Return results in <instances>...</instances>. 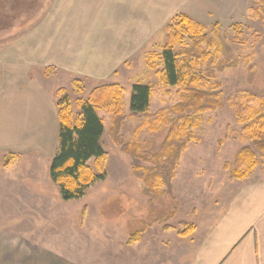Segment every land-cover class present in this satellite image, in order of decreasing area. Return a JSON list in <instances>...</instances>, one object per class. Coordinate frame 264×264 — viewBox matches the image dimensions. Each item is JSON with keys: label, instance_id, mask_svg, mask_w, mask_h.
Wrapping results in <instances>:
<instances>
[{"label": "rangeland", "instance_id": "1", "mask_svg": "<svg viewBox=\"0 0 264 264\" xmlns=\"http://www.w3.org/2000/svg\"><path fill=\"white\" fill-rule=\"evenodd\" d=\"M21 1L0 0L2 18L17 8L14 23L17 22L19 25L16 29L27 21L22 18L26 15L23 9L27 10V6H30L29 20L32 21L46 2L30 0L28 4L26 2L28 0ZM63 1L57 0L55 10L59 12L63 10L61 8ZM75 1L76 4L71 7L69 5L74 0L63 2L67 6L64 14H58L60 19L58 27L70 24L71 13L82 12L91 15L95 11L92 9L94 2ZM263 7L264 4L257 0H169L167 10L158 13L163 18L167 16L168 18L158 22L160 27L157 36L152 39L147 50L124 51L131 45L124 46V41L127 43L126 38L114 45L121 30L111 31L109 62L113 67L111 73L117 72L118 75L111 76L105 81L88 80L79 75L72 77L62 71L54 75L46 67L41 69L34 66L35 70L38 69V76L43 75L45 80L50 81L49 84L57 87V93L64 90L70 96L75 113L78 112L77 103L90 99L94 89L116 84L123 87L124 97L121 104L127 120L121 130L120 140L122 138L125 143H136L143 151L154 155L165 140L168 129L158 133L145 130L136 134L144 118L132 120L130 104L133 86L136 84L149 85L153 88L154 96L151 98L149 110L152 115L165 112L162 110L170 109L179 102L177 89L162 85L156 72L148 66V59L152 53L162 52L166 43V26L170 21L178 15H185L203 26L207 35H212L213 32L226 35V41L231 46L234 57L240 61L238 68L217 73L216 81L221 86L219 92L224 107L196 118L198 128L193 132L195 141L189 144L181 157L177 176L173 180V199L168 196L157 198L144 194L143 183L133 176L130 157L123 154L111 137L109 120L112 116L108 112L100 111L98 114L104 119L106 127L102 139V147L108 155L106 180L92 185L81 200L64 202L60 189L50 177L52 162L50 156L16 155L13 159L15 162L11 161L10 165L8 156L4 163H1L0 178L9 180L11 184L17 186L19 194L10 191L13 195L8 193L0 195V240H15L25 246L28 243H37L40 248L61 255L57 264L192 262L194 254L197 253L196 244L204 232H217L219 237L230 225L217 229V225L213 223L225 210L224 197L231 196L234 188L229 184L234 181L229 178L230 173L224 166L227 163L232 164L238 152L246 145L242 141L244 136L241 131L244 124L237 119L235 104L244 102L248 96H254L258 100L264 99V20L261 19V15L259 18L254 16L255 13H260ZM3 24L7 27L10 25L0 20V26ZM37 26V29L39 27L41 29L40 34L37 35L34 30L32 32L34 35H30L22 44L23 38L5 35L10 27L4 31V35L0 33V59L8 57L9 60L13 54L14 61L41 63L45 58L52 56L53 52L49 50L48 45L58 38L46 35L49 32L47 29L49 25L46 22H43L42 26L40 24ZM150 47L153 50L150 51ZM22 49L30 55L29 58L26 55L22 58ZM28 49L31 52L27 53ZM178 50L179 47L176 51ZM74 81H81L84 89L82 94H75V87L79 90V86H75ZM58 148L59 141L56 150ZM262 161L264 156L259 154L258 165ZM31 171L39 173L40 180L38 183L33 182L37 186L40 184L37 194H35L37 191H31L29 187L20 186L28 183L25 177ZM176 203L179 205L178 209L175 207ZM162 219L166 220L158 224L157 222ZM184 223L193 225L195 230L189 232L187 237L181 238L179 232L186 230L182 226ZM167 225L173 229L164 231ZM197 227L199 234L195 235ZM142 231L144 233L140 242L129 245L131 235ZM193 239L197 241L191 242ZM58 256H54L55 259Z\"/></svg>", "mask_w": 264, "mask_h": 264}, {"label": "crops", "instance_id": "2", "mask_svg": "<svg viewBox=\"0 0 264 264\" xmlns=\"http://www.w3.org/2000/svg\"><path fill=\"white\" fill-rule=\"evenodd\" d=\"M63 2V10L59 12L55 10L57 0H46L32 21L29 20L30 7L25 11L23 9L26 15L22 18L27 21L18 29L17 22L9 25L10 28L0 26L1 35L9 28L5 35L23 38L21 44L30 35H34V30L39 35L41 29H37V25L42 26L43 22L49 25L46 35L58 38L48 45L53 53L44 62L14 61L13 54L9 60L8 57L0 59V166L10 155H43L50 156L52 160L57 152V87L49 84L50 81L45 80L43 75L38 76V69L35 70L34 66L48 68L54 75L62 71L72 77L79 75L98 82L110 79L111 76L117 77V72L111 73L113 67L109 62L111 31L118 29L123 34L122 38L121 34L118 35L114 45L125 38L127 43L124 41V46L131 45L124 51H145L157 36L160 27L158 22L168 18H163L158 13L167 10L169 0H90L89 2H94L92 9L95 10L91 15L71 13L70 24L58 27V14H64L67 6ZM75 4L74 0L69 7ZM3 19L5 18L0 17V20ZM21 51L22 58L25 55L29 58V54L23 49ZM29 51L30 49L27 53ZM258 166L245 181L229 183L234 187L231 196L228 199L224 197L225 210L213 224L217 225V229L230 225L219 237L217 232H204L196 244L197 253L192 259L194 262L190 261L188 264H264V161ZM2 180L0 178V195H13L10 191L19 194L17 186L9 180ZM25 180L28 183H19L20 186L29 187L31 191L39 189L40 184L37 186L33 183L40 180L38 171L29 172ZM37 193L39 192H35ZM198 234L197 227L195 235ZM194 241L195 239L191 242ZM26 245L15 240H0V264H57L61 258V255L40 248L37 243ZM54 256L58 258L55 259Z\"/></svg>", "mask_w": 264, "mask_h": 264}, {"label": "trees", "instance_id": "3", "mask_svg": "<svg viewBox=\"0 0 264 264\" xmlns=\"http://www.w3.org/2000/svg\"><path fill=\"white\" fill-rule=\"evenodd\" d=\"M257 1L264 4V0ZM16 9L3 19L5 23L13 25ZM260 13H255V18L261 15L264 20V7ZM226 38V35L218 32L207 35L203 26L185 15L176 16L166 26V43L162 52L152 53L148 66L156 72L162 85L177 89L179 102L170 109L162 110L165 112L152 115L149 110L153 88L136 84L130 104L131 119L144 118L136 134L145 130L158 133L168 129L165 140L154 155L143 151L136 143H125L122 138L120 140L121 130L127 120L121 104L123 87L116 84L94 89L90 99L77 103V113L73 111L70 96L60 90L57 93L59 148L51 162L50 177L60 189L62 200H81L92 185L106 180L108 155L102 147L106 127L104 119L98 114L100 111L112 116L111 137L123 154L130 157L133 176L143 183L144 194L173 199V180L177 176L181 157L189 144L195 141L193 132L198 128L196 118L224 107L219 92L221 86L216 81L217 73L236 69L240 65ZM74 84L79 86V90L75 87V94H82L84 89L81 81H74ZM235 108L238 121L244 124L241 131L244 136L242 141L246 145L238 152L233 163H227L224 169L229 171L231 180L242 181L257 167L258 155L264 156V99L248 96L244 102L235 104ZM8 158L10 165L14 157L10 155ZM175 207L179 208L178 203ZM165 220L157 223L162 224ZM182 226L186 230L179 232L181 238L195 230L189 223ZM171 229L169 225L164 227V231ZM143 233L132 234L128 244L140 242Z\"/></svg>", "mask_w": 264, "mask_h": 264}]
</instances>
